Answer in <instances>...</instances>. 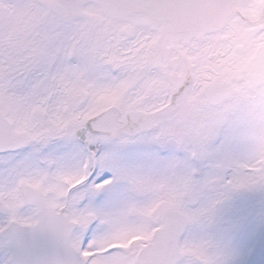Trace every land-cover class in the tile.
I'll return each instance as SVG.
<instances>
[{"label": "snow or ice", "instance_id": "1", "mask_svg": "<svg viewBox=\"0 0 264 264\" xmlns=\"http://www.w3.org/2000/svg\"><path fill=\"white\" fill-rule=\"evenodd\" d=\"M0 264H264V0H0Z\"/></svg>", "mask_w": 264, "mask_h": 264}]
</instances>
